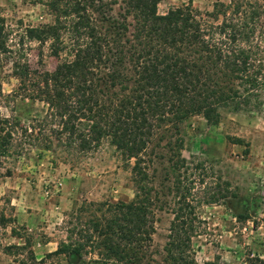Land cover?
<instances>
[{"label":"trees","instance_id":"trees-1","mask_svg":"<svg viewBox=\"0 0 264 264\" xmlns=\"http://www.w3.org/2000/svg\"><path fill=\"white\" fill-rule=\"evenodd\" d=\"M122 1L133 20L129 37L122 36V24L104 26L92 18L101 12L102 0H40L51 22L25 28L15 41L9 40L10 31L0 17V64H10L16 81L8 97L43 103L50 124L57 127L49 132L56 140L63 137L66 147L83 153L106 140L135 185L128 202L83 201L72 207L64 215V240L40 259L29 249L28 237L11 227V235L22 242L1 250L17 264H56L59 258L67 264H142L153 233L155 196L143 156L156 130L168 135L193 116L216 126L222 110L237 113L262 106L258 95L264 89V52L251 42L255 14L245 18L252 23L248 26L245 20H232L238 7L226 18L230 7L220 4L204 14L222 16L212 25L201 21L190 3L157 14L158 0ZM26 44H36L35 60L25 57L23 48L30 51ZM44 45L46 56L55 60L50 70L42 68ZM17 125L15 119L0 118V158L11 155ZM163 137L157 134V141ZM43 144L47 150L49 141ZM175 153L167 160L173 204L164 253L168 264H197L192 240L200 220L192 205V187L182 184L188 168L177 149ZM219 191L206 203L231 195ZM14 222L0 206V230ZM202 264L222 263L214 257ZM243 264H264V251L246 254Z\"/></svg>","mask_w":264,"mask_h":264},{"label":"rangeland","instance_id":"rangeland-1","mask_svg":"<svg viewBox=\"0 0 264 264\" xmlns=\"http://www.w3.org/2000/svg\"><path fill=\"white\" fill-rule=\"evenodd\" d=\"M186 3L197 10L201 21L212 25L218 24L222 16L216 13V17H206L205 13L221 4L230 7L225 12L229 18L238 7L239 13L232 20H245L248 26L253 23L251 42L264 52V0H158L156 11L163 14ZM102 4L101 12L92 13V18L104 26L122 24V36L129 37L133 20L126 14L123 1L102 0ZM251 13L256 16L249 24L245 18ZM0 17L10 31V41H15L27 27L51 22L40 0H0ZM26 48L30 51L23 48L25 57L35 60L36 44H26ZM40 50L42 68L52 69L55 60L46 56V45ZM10 71L8 62L0 64V118L18 121L11 135V155L0 158V206L15 222L5 231L0 230V264H17L13 256L1 250L2 246L22 242L11 235V227L28 237L29 249L40 259L64 240V215L72 207L83 201L128 202L135 192L129 169L106 140L83 153L73 146L66 147L63 137L56 140L49 132L57 127L50 124L43 103L18 95L8 97L16 87ZM258 96L262 106L237 113L222 110L216 126H207L201 117L193 116L168 135L156 130L143 156L148 186L155 196L151 207L153 233L142 264H168L164 246L173 197L167 160L176 155V149L188 168L182 184L192 187V205L200 220L197 236L192 240L195 262L202 264L218 257L222 264H243L246 254L264 251V89ZM159 133L165 137L157 141ZM235 139L240 142L234 144ZM46 141L47 150L42 148ZM218 190H227L231 195L206 203L211 196H217ZM237 214L247 218L236 220ZM56 264L67 263L59 258Z\"/></svg>","mask_w":264,"mask_h":264}]
</instances>
